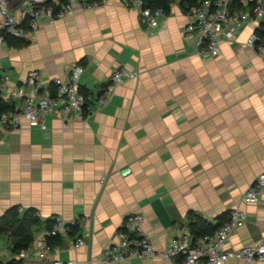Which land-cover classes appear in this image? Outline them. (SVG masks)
Segmentation results:
<instances>
[{"label": "crops", "instance_id": "crops-1", "mask_svg": "<svg viewBox=\"0 0 264 264\" xmlns=\"http://www.w3.org/2000/svg\"><path fill=\"white\" fill-rule=\"evenodd\" d=\"M184 8L170 2L158 26L149 28L120 0L74 5L63 18H42L28 45H0V74L9 77L1 96L14 107V91L30 90L26 78L33 70L41 91L51 93L53 78L66 80L81 65L79 88L93 95L114 70L134 74L123 77L105 105L92 100L82 117L64 120L54 107L44 129L26 117L17 129L0 126V216L15 205L21 213L33 208L43 224L23 250L24 264L39 261L48 235L44 221L55 217L76 222L78 230L58 234L62 241L47 258L76 264H180V256L101 261L121 222L136 212L145 216L143 229L156 249L168 247L177 235L173 224L187 226L190 212L217 224L220 215L242 209L246 222L232 231L229 250L264 235V193L257 203L243 198L264 171V54L242 43L247 26L237 43L222 41L216 56L199 57L184 33ZM2 237L11 254L5 264L19 253ZM78 237L83 244L71 248ZM229 264L245 263L230 258Z\"/></svg>", "mask_w": 264, "mask_h": 264}, {"label": "built area", "instance_id": "built-area-1", "mask_svg": "<svg viewBox=\"0 0 264 264\" xmlns=\"http://www.w3.org/2000/svg\"><path fill=\"white\" fill-rule=\"evenodd\" d=\"M106 0H23L18 7L10 9L6 0H0V45L5 42V35L24 37L35 31L42 18L50 21L63 18L73 11L74 5L80 8L97 7ZM126 6L136 9L143 22L149 28L158 26L166 15L161 7H148L143 0H120ZM179 2L180 0H171ZM20 12L17 16L16 11ZM188 21L184 25V33L192 37L196 54L203 58L216 56L220 51V43L227 41L238 42V33L250 26V32L242 42L256 54H264V0H195V3L184 8ZM83 72L81 65H76L69 71L66 80L53 78L50 84L55 91L47 93L41 91L43 83L37 70L30 71L26 83L30 87L28 92L21 89L14 91L19 103L14 109L1 112L0 126L17 129L21 117H26L30 124L44 129L45 117L54 107L64 120L82 117L84 109L90 112L86 102L96 100L100 106L105 105L115 87L123 81V77L132 78L131 72L123 69L114 70L109 81L98 95L85 96L79 90L78 78ZM8 75L1 78L0 91L7 90ZM42 94H41V93ZM13 93V92H12ZM104 182V179H101ZM264 193V171L259 173L244 193V200L257 203L258 196ZM53 227L47 231L49 235L67 237L69 224L60 217L54 218ZM145 216L142 213H132L125 217L117 229V239L107 246L102 253L101 261L106 263L128 261L135 258L143 259L159 257L170 261L181 258L180 264H229L230 258H236L245 264L253 261L264 262V235L257 243L245 245L238 249L229 250L225 245L232 231L243 226L246 222L245 212L237 207L229 210L228 218L212 234H205L193 238L188 226L175 222L173 228L177 235L173 237L167 248L156 249L149 236L143 229ZM83 244L81 237L70 240L71 248H78ZM52 246L45 242L38 253L39 261L32 264H76L73 259L61 260L47 258ZM17 259L24 258L21 251Z\"/></svg>", "mask_w": 264, "mask_h": 264}, {"label": "trees", "instance_id": "trees-1", "mask_svg": "<svg viewBox=\"0 0 264 264\" xmlns=\"http://www.w3.org/2000/svg\"><path fill=\"white\" fill-rule=\"evenodd\" d=\"M144 5L148 7H161L165 11L169 10L171 0H143ZM195 3V0H180L182 7H188ZM5 42L11 47H24L29 44V39L24 37H15L12 35H5ZM2 75L0 74V81ZM106 86V84H105ZM104 86V87H105ZM103 87V89H104ZM52 94L55 90L54 87L51 88ZM80 92L85 96L90 95L89 91L85 88L80 87ZM101 93V92H100ZM91 101L86 102V105H90ZM14 109V103L11 101H6L1 96L0 91V111L6 112ZM88 111L84 109L83 115H86ZM228 212L220 215L218 217L219 222L217 224H212L202 216L195 214L194 212L189 213L190 221L188 223V229L193 236L196 238L205 234H212L225 220L228 218ZM55 219H48L44 221V226L47 231H49L54 224ZM42 222L36 215V211L33 208H27L22 213L18 206H11L5 210V212L0 216V234L8 235L11 242V252L13 255L26 250L30 244L33 242L34 231L36 227L41 226ZM43 225V224H42ZM78 230L77 223L69 224L68 234L73 235ZM62 238L59 235H46L45 243L49 246L59 245ZM5 264H24L21 259H16L15 257L10 259Z\"/></svg>", "mask_w": 264, "mask_h": 264}, {"label": "rangeland", "instance_id": "rangeland-1", "mask_svg": "<svg viewBox=\"0 0 264 264\" xmlns=\"http://www.w3.org/2000/svg\"><path fill=\"white\" fill-rule=\"evenodd\" d=\"M23 0H21L17 5H15L13 7V9H15L16 7L19 6V4L22 2ZM12 9V8H10ZM17 16L20 15V12L17 10L16 11ZM4 237H2L0 239V262H5L8 258H10L11 254L10 251L8 250V243L6 242L5 239H3Z\"/></svg>", "mask_w": 264, "mask_h": 264}, {"label": "water", "instance_id": "water-1", "mask_svg": "<svg viewBox=\"0 0 264 264\" xmlns=\"http://www.w3.org/2000/svg\"><path fill=\"white\" fill-rule=\"evenodd\" d=\"M21 0H6V3L9 8H13L15 5H17Z\"/></svg>", "mask_w": 264, "mask_h": 264}]
</instances>
